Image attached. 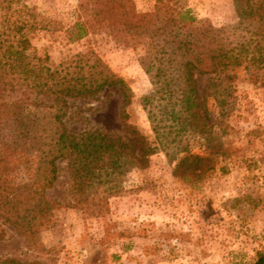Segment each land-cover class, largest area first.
Segmentation results:
<instances>
[{
	"label": "rangeland",
	"instance_id": "374dc122",
	"mask_svg": "<svg viewBox=\"0 0 264 264\" xmlns=\"http://www.w3.org/2000/svg\"><path fill=\"white\" fill-rule=\"evenodd\" d=\"M89 0H0V53L25 37V54L34 51L59 63L77 52H93L121 77L130 90L124 105L118 86L98 99H74L80 117L66 121L69 129H100L121 135L124 123L136 129L144 143L155 144L142 97L152 84L141 66L150 52L145 43L126 44L105 30L79 40L68 38L79 3ZM140 12L157 0H133ZM189 9L196 21L230 30L241 41L234 0H165ZM233 77L211 86L214 74H197L200 97L207 103L212 134L187 133L179 149L210 157V168L199 180L175 174L174 150L159 148L142 166L126 164L112 182L90 194V203H76L69 191L67 164L44 193L61 207L37 233L36 244L0 219V257L44 264H252L264 252V68L238 66ZM127 114L122 117V111ZM43 135L55 129L42 119ZM181 155V154H180ZM36 161L29 154L14 163L17 183L34 179ZM68 203H74L67 205Z\"/></svg>",
	"mask_w": 264,
	"mask_h": 264
},
{
	"label": "trees",
	"instance_id": "16d2710c",
	"mask_svg": "<svg viewBox=\"0 0 264 264\" xmlns=\"http://www.w3.org/2000/svg\"><path fill=\"white\" fill-rule=\"evenodd\" d=\"M241 41L209 21H196L189 9L157 0L154 9L140 12L133 0H89L79 3L77 18L68 28L70 40L105 30L126 44L147 43L150 52L141 66L152 84L142 97L154 146L144 143L133 127L124 123L121 135L100 129L75 131L65 122L80 117L74 99H98L106 89L118 86L124 105L130 90L124 80L93 52H77L54 63L48 55L25 54V37L17 46L0 53V219L11 225L28 243L38 242L37 233L51 222L62 205L48 199L46 187L54 183L57 161L67 164L69 191L76 203H90V194L112 182L126 164L142 166L159 148L174 150L175 174L199 180L213 168L210 157L179 149L187 133L208 138L212 124L207 103L200 97L197 74H214L211 86L233 77L238 66L264 68V0H234ZM217 81V84L216 82ZM123 119L127 114L122 111ZM48 118L55 129L43 135ZM29 154L36 161L35 177L25 183L14 181L11 170L18 159ZM181 154V155H180ZM74 204L68 203L67 205ZM3 237L0 231V239ZM0 264H44L0 257ZM252 264H264V252Z\"/></svg>",
	"mask_w": 264,
	"mask_h": 264
}]
</instances>
